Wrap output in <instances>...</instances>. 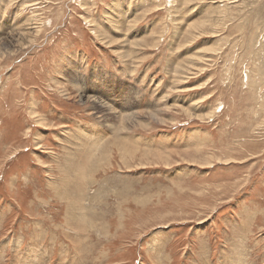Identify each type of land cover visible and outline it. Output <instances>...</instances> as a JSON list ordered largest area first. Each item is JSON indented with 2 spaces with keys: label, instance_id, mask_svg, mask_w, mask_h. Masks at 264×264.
Returning a JSON list of instances; mask_svg holds the SVG:
<instances>
[{
  "label": "rangeland",
  "instance_id": "374dc122",
  "mask_svg": "<svg viewBox=\"0 0 264 264\" xmlns=\"http://www.w3.org/2000/svg\"><path fill=\"white\" fill-rule=\"evenodd\" d=\"M0 264H264V0H0Z\"/></svg>",
  "mask_w": 264,
  "mask_h": 264
},
{
  "label": "bare ground",
  "instance_id": "6f19581e",
  "mask_svg": "<svg viewBox=\"0 0 264 264\" xmlns=\"http://www.w3.org/2000/svg\"><path fill=\"white\" fill-rule=\"evenodd\" d=\"M176 74H178V73H176ZM72 88V87H71ZM68 95H70V94H68ZM137 105V104H136ZM97 107H98V109H100V108H103L104 106L103 105H97ZM128 108L129 109H132V108H135L134 106H132L131 105V103L129 104V106H128ZM101 110V109H100ZM106 111H108V110H106ZM111 111V110H110ZM139 111H133V112H130V113H128V115H125V116H120V119L121 120H132V121H134V120H136L137 118H139L140 116H141V114L140 113H138ZM153 116V118L154 119H159V117L157 116V115H152ZM86 168H89V167H87L86 166ZM78 226V225H77ZM19 248V247H18ZM28 252H30V251H28ZM26 254V253H25ZM28 255H29V253H27ZM21 258H22V255H21Z\"/></svg>",
  "mask_w": 264,
  "mask_h": 264
}]
</instances>
